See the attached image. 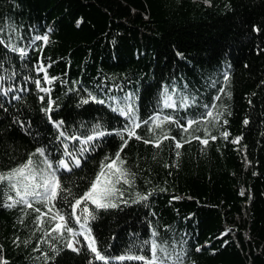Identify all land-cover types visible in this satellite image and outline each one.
Wrapping results in <instances>:
<instances>
[{"label":"trees","instance_id":"16d2710c","mask_svg":"<svg viewBox=\"0 0 264 264\" xmlns=\"http://www.w3.org/2000/svg\"><path fill=\"white\" fill-rule=\"evenodd\" d=\"M118 151L116 207L73 208ZM29 158L0 264H264V0H0V174Z\"/></svg>","mask_w":264,"mask_h":264},{"label":"snow or ice","instance_id":"6c2138e0","mask_svg":"<svg viewBox=\"0 0 264 264\" xmlns=\"http://www.w3.org/2000/svg\"><path fill=\"white\" fill-rule=\"evenodd\" d=\"M37 39H41V37H37ZM42 39L46 42L48 40V36L45 35L44 37H42ZM228 77L227 75L225 76V80H227ZM39 83V82H37ZM42 91H47V89H42ZM223 91V90H222ZM129 112H131V109H129ZM127 114V113H124ZM207 116H212V112L209 111L206 113ZM165 119H167V117H165ZM192 123H194V121H189L188 124L191 125ZM245 123H247V121H245ZM139 127L138 124L134 125L133 128L127 129L128 132V136L129 138L135 136V128ZM157 127H159V125H157ZM186 130V129H185ZM98 135H103V133H97ZM223 135L225 137L228 136V133L225 132L223 133ZM89 140L93 139V137L89 136L88 137ZM136 139H140L139 136H136ZM213 139H215V137H213ZM239 138L236 139V141H233L234 143L238 142ZM152 141L150 140H145L144 143H151ZM204 143H207V141H203ZM127 141L124 142V146H126ZM156 146L159 147V141H156ZM177 148L181 147V144L177 143L176 144ZM123 150V147L121 148V151ZM37 153H39L40 155H43V149H37L36 150ZM177 155H179V153H177ZM45 163L47 164V162L45 161ZM117 163L119 164H123V161L120 159V152L118 151L116 153L115 159L112 160L111 163L103 165L101 168L100 173L97 175L96 180L92 183L91 188L89 189L88 192L84 193V195L82 197H80L79 199H77L75 201V205H73V208H75L76 205H79L81 203L82 200H90L93 204H95V206L97 208H108V207H116V205L114 203H111L110 201L105 203V199L114 194L115 192H118L119 190L115 188V183L119 182V179H117V181L114 183L111 180H105L102 184V177H105V171L104 168H108V169H113L114 165H116ZM76 164H79V161H76ZM32 165H33V161L31 158H29V160L22 164L21 166L12 169L9 173H7L6 175L0 174V181L2 180H11L13 177L15 176H23L26 172L31 171L32 170ZM59 165L61 167H67V164L65 163V161L61 160L59 161ZM48 168H51L52 165L51 164H47ZM118 173H119V177H127L128 176V171L126 169L123 168H119L117 169ZM125 183H130L129 180L125 179L124 180ZM11 187L13 189L16 190L17 192V196L20 197L19 200H12V197H9V200H12V203H9L7 205H5L6 207H13L15 204H25L27 207L31 208L32 204L28 203V201L25 199V197L27 196H35V197H42V198H46L48 200H54L58 195H59V190H60V185L59 182L56 179L55 173L53 172L50 176V178H44L42 184H38L35 185V188H40L42 187L44 189L43 193L37 192L35 190L33 191H28L27 188L24 192V195L21 196L19 189L16 188L15 184H12ZM122 195V193H121ZM137 199L138 200H145L147 199V195H140L139 193H137ZM35 211L39 212V209H35ZM49 211H51V209H49ZM85 211H87V209H85ZM40 217H37V220H39ZM59 219L61 221H63L65 218L63 216H60L59 213H55L52 216V220H56ZM66 224H60V223H56L55 227L53 228V231H59L62 228H65ZM67 232L72 233L73 229L70 227H67ZM155 235V233L153 234ZM89 239V245L88 247L91 249L92 252L96 253L97 258H102L99 256V253L97 252L96 248H95V241L91 238L88 237ZM68 248L73 249L74 251H79V249L75 248L72 244L71 241H69L66 245ZM152 253L153 256L155 257V259L151 262V264H156V260L159 259V257H156V252L158 249V245L155 241L152 242ZM160 251H164V249H160ZM142 259V258H141Z\"/></svg>","mask_w":264,"mask_h":264},{"label":"rangeland","instance_id":"374dc122","mask_svg":"<svg viewBox=\"0 0 264 264\" xmlns=\"http://www.w3.org/2000/svg\"><path fill=\"white\" fill-rule=\"evenodd\" d=\"M130 95H131V94H130ZM134 101H135V103H137V97H136V96H134ZM133 103H134V102H133ZM133 103H129V108H128V109H120V111H121L122 113H127L126 115H129V114L132 113V111L134 110ZM135 103H134V104H135ZM129 109H131V112H129ZM113 168H114V170L117 172V174L119 175L117 169H119L120 166H119V165H115ZM111 177H112L111 175L107 174L106 177H104V178L102 179V184H103V182H104L105 180H111ZM60 224H63V221H61ZM71 242H72V244H73V246H74L75 248H78L77 243H76L75 240H73V241H71Z\"/></svg>","mask_w":264,"mask_h":264}]
</instances>
